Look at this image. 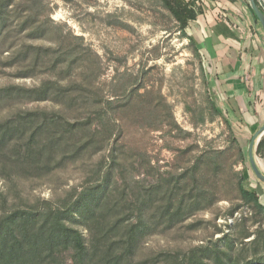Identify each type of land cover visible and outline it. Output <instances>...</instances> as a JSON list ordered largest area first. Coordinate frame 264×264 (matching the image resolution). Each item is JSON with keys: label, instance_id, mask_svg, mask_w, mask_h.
I'll return each mask as SVG.
<instances>
[{"label": "trees", "instance_id": "16d2710c", "mask_svg": "<svg viewBox=\"0 0 264 264\" xmlns=\"http://www.w3.org/2000/svg\"><path fill=\"white\" fill-rule=\"evenodd\" d=\"M160 1L189 41L206 77L208 55L189 33L205 15V3ZM229 1L244 2L255 24H260L249 1ZM40 2L43 0H0V46H7L13 38L12 25L19 31L18 39L1 52L9 53L7 67L16 70V78L42 72L54 75L38 87L0 88V104L51 101L56 107L51 111H18L0 119V179L6 184L5 191L0 190V264H263L264 195L258 199L246 188L245 177L235 168L238 164L247 168L250 162L235 131L234 122L245 123L236 106L225 100L227 110L223 112L215 93L208 94L210 109L226 126L228 148L203 151L186 168L165 173L154 170L149 161L137 162L135 155L124 150L125 134L120 128L121 117H117L121 111L114 107L127 100L110 97L92 103L88 91L96 85L90 71L78 67L80 73L67 82L58 72L65 68L72 71L78 60L67 65L66 59H55L57 49L66 51L63 57L75 51L33 43L40 39L50 42L52 28L48 26L54 24L36 21ZM20 7L25 8V16H19V22L11 21L10 15ZM74 38L83 41L82 37ZM215 77L218 80L217 74ZM174 128L184 132L175 120L170 130ZM230 151L237 156L231 163L230 158H223ZM255 155L264 157V136ZM97 157L85 183L73 186L59 199L31 203L23 197L24 181L45 179L77 164L90 169ZM140 168L145 171L140 172ZM227 173L230 177L222 180ZM224 190H232L243 206L251 207L254 224H258L255 231L245 219L234 235L223 237V245H198L187 251H162L138 258L149 237L169 233L203 211L212 212L224 199ZM239 208H232L230 215ZM204 224L197 220L188 227L194 230Z\"/></svg>", "mask_w": 264, "mask_h": 264}, {"label": "rangeland", "instance_id": "374dc122", "mask_svg": "<svg viewBox=\"0 0 264 264\" xmlns=\"http://www.w3.org/2000/svg\"><path fill=\"white\" fill-rule=\"evenodd\" d=\"M201 3H205V15L189 33L197 40L199 49L208 55L204 64L206 77L189 41L182 37L177 22L160 0H43L36 12L35 19L39 24H54L48 26L52 28L48 36L50 42L40 39L33 43L45 47L58 45L62 49L70 47L75 51L72 56L63 57L66 51L57 49L55 59L60 56L61 60L68 61L67 65L71 60H78L72 71L65 68L58 72L67 78V82L71 76L80 73L81 68L90 71L96 85L88 91L92 103L110 97H119L124 99L123 102L127 100L114 105L121 111L117 117H121L120 128L125 134L124 150L128 155H135L137 162L149 161L154 170L161 173L186 168L203 151L228 148L226 126L210 109L208 94L215 93L220 109L226 112L224 98L227 97L224 96L228 87L221 85L220 77L223 83L249 78L247 72L254 53L262 66L264 63L262 41L255 35L256 32L264 35V30L261 24H255L244 2L201 0ZM24 11L25 8L20 7L10 15L11 21L19 22V16H25ZM11 33L13 38L7 46H0V88L10 85L33 88L53 79L54 75L48 72L16 78V70L7 67L9 53L1 55L19 37L16 24L12 25ZM74 37H82L83 41ZM226 47L239 54L240 63L235 57L225 56ZM134 91H140V94ZM55 108L51 101L14 106L0 104V119L18 111H51ZM173 120L184 132L175 128L170 130ZM234 127L249 158L257 128L240 122H234ZM223 158H230L231 163L237 156L230 151ZM255 158L258 160L256 155ZM97 161L98 157L90 163L93 165L90 169L77 164L45 179L24 181L21 193L31 203L40 199H59L73 186L84 184ZM235 168L245 177L246 188L262 199L261 188L264 186L256 179L250 162L247 168L242 164ZM142 171L144 168H140ZM229 177L227 173L221 178ZM5 185L0 179L1 191H5ZM253 185L258 186L253 188ZM223 195L224 199L212 212L203 211L169 233L149 237L138 258L143 260L162 251H187L198 245H223V237L234 235L237 225L245 219L251 231H255L258 224H254L251 207L243 206L232 190H224ZM238 206L240 208L231 216L229 211ZM197 220H203L205 224L190 230L188 226ZM229 220H233L232 226H229Z\"/></svg>", "mask_w": 264, "mask_h": 264}, {"label": "crops", "instance_id": "0c3cea01", "mask_svg": "<svg viewBox=\"0 0 264 264\" xmlns=\"http://www.w3.org/2000/svg\"><path fill=\"white\" fill-rule=\"evenodd\" d=\"M255 35L259 36V39H261L264 52V35H261L258 32H256ZM226 48H228V50L225 51V56L233 58L235 57L237 63H240L241 60L239 54L233 52L230 47ZM220 55L221 54L219 53V56ZM258 60L259 59L255 56L254 53L247 72L249 78H247L246 80L239 79L237 81L223 83L224 81H222L223 79L222 77H220L221 85L223 84L224 87H228L227 95L224 96L228 99L224 98V101L228 100L230 103L236 106L237 112L241 113V115H243V117L245 118L244 125L257 128L256 133L264 127V63L262 66ZM236 70L240 71V69L238 68ZM245 96H247L248 99H246ZM257 145L258 144L256 143L255 151ZM256 157L258 158L257 164L260 170L264 173V157H258L257 155ZM256 186L258 185H253V188H257ZM261 190L263 191L264 195V187H262Z\"/></svg>", "mask_w": 264, "mask_h": 264}, {"label": "water", "instance_id": "95a60500", "mask_svg": "<svg viewBox=\"0 0 264 264\" xmlns=\"http://www.w3.org/2000/svg\"><path fill=\"white\" fill-rule=\"evenodd\" d=\"M249 1L255 15L257 16V18L259 19V22L264 30V12L261 10V8L258 6L256 0H247ZM264 136V127L257 132L251 142L250 148H249V161L252 167V170L254 172V175L256 177V179L258 181H260L261 183H264V173L260 170L258 164H257V160L255 158V144H259L261 138Z\"/></svg>", "mask_w": 264, "mask_h": 264}, {"label": "built area", "instance_id": "2783aa9c", "mask_svg": "<svg viewBox=\"0 0 264 264\" xmlns=\"http://www.w3.org/2000/svg\"><path fill=\"white\" fill-rule=\"evenodd\" d=\"M256 2H257V4H259L258 6L261 8V10L264 11V1L263 0H257ZM237 216H238V213H237ZM229 222H230L229 226H232L233 220H229Z\"/></svg>", "mask_w": 264, "mask_h": 264}]
</instances>
